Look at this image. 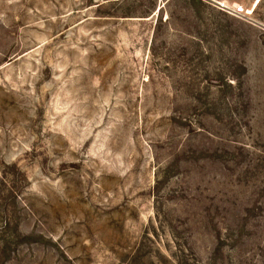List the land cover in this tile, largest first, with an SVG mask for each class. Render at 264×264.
<instances>
[{
	"label": "rangeland",
	"instance_id": "374dc122",
	"mask_svg": "<svg viewBox=\"0 0 264 264\" xmlns=\"http://www.w3.org/2000/svg\"><path fill=\"white\" fill-rule=\"evenodd\" d=\"M198 8L0 0V264H264V0Z\"/></svg>",
	"mask_w": 264,
	"mask_h": 264
},
{
	"label": "built area",
	"instance_id": "2783aa9c",
	"mask_svg": "<svg viewBox=\"0 0 264 264\" xmlns=\"http://www.w3.org/2000/svg\"><path fill=\"white\" fill-rule=\"evenodd\" d=\"M221 6L223 7L224 5L221 4ZM233 15L234 16H242V17H248V11L246 9V7L244 5H241V4H236L234 7H233Z\"/></svg>",
	"mask_w": 264,
	"mask_h": 264
},
{
	"label": "trees",
	"instance_id": "16d2710c",
	"mask_svg": "<svg viewBox=\"0 0 264 264\" xmlns=\"http://www.w3.org/2000/svg\"><path fill=\"white\" fill-rule=\"evenodd\" d=\"M192 4H193L194 7L198 8V7L203 5V0H192Z\"/></svg>",
	"mask_w": 264,
	"mask_h": 264
}]
</instances>
